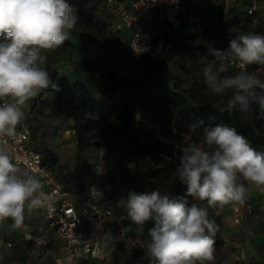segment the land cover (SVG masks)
<instances>
[{
	"label": "trees",
	"instance_id": "16d2710c",
	"mask_svg": "<svg viewBox=\"0 0 264 264\" xmlns=\"http://www.w3.org/2000/svg\"><path fill=\"white\" fill-rule=\"evenodd\" d=\"M69 2L77 10V23L71 35L78 37L80 42L74 44L68 39L55 52L47 54L45 66L50 70L59 91L51 88L43 90L33 99L32 107L38 105L47 108L44 111L46 118L65 113L71 119L69 126L74 130L77 155L90 146L102 149V178L108 186L103 190L98 185L103 193L101 200L112 207L116 222L126 226V236L129 233L136 234L138 226L129 220L124 206L117 204V199L122 195L128 196L129 192L143 194L156 189L162 194L183 195L186 185L178 181L175 168L182 149L190 141L203 143L204 127L227 124L245 136L256 151L264 152V120L255 117L246 119L237 111H227V97L210 94L202 73L187 86L170 83L161 76L162 69L173 56L183 61L191 60L199 66L203 64L197 60L206 57L209 48L227 49L229 41L240 34L252 32L264 35L263 12H258L253 20L246 8L241 14L235 6L227 7L223 0L207 3V17L199 24L188 20L189 9L181 12L175 24L163 18L158 11L154 12L152 20L146 22L148 27L155 30L151 46L138 59L142 71L128 85L136 88L131 93H119L102 99L94 94L83 77H56L57 71L53 64L65 51L79 48L82 41L90 39L93 50L89 55L72 62L74 73L86 74L99 90L122 86L118 81L121 75L117 68L131 55L127 31L111 26L104 6L105 0ZM188 5L193 6L191 3ZM206 60L218 64L211 55ZM228 68V75L238 72L229 64ZM45 92L51 94L45 96ZM134 95L138 99L139 114ZM112 115L118 117L117 123L110 119ZM30 119L37 118L33 116ZM199 121H203V124L190 133L189 126ZM100 125L105 127L102 132L98 131ZM39 126L30 127L32 145L44 155L48 154L50 160L56 161L54 153L41 142L44 131L40 132ZM130 163L135 165L134 169L127 167ZM247 195L254 197L250 192ZM189 200L190 203H198L191 197ZM209 217L215 219L220 227L215 238V248H218L224 242L225 228L217 217ZM153 226L149 222L140 231L147 243L148 229ZM25 241L27 247L19 257L23 262L34 243L32 237ZM146 253H136L131 261L123 262L114 252L113 257L105 263L150 264Z\"/></svg>",
	"mask_w": 264,
	"mask_h": 264
},
{
	"label": "clouds",
	"instance_id": "9594fccd",
	"mask_svg": "<svg viewBox=\"0 0 264 264\" xmlns=\"http://www.w3.org/2000/svg\"><path fill=\"white\" fill-rule=\"evenodd\" d=\"M77 10L69 0H0V138H14L25 117L23 107L43 90L59 91L46 64L47 54L68 41L77 23ZM199 57V53L196 54ZM211 55L217 65L208 63ZM199 57L207 91L227 97L226 110L237 111L244 118L264 120V77L239 71L229 72L228 62L241 69L264 65V35L240 34L229 41L227 49L209 48ZM230 94V95H229ZM203 124L189 126L190 133ZM134 169V164H128ZM18 171L5 147L0 146V223L11 220L12 228L24 225L25 206L42 204L39 179ZM178 181L186 185L183 195L129 192L121 199L127 217L142 231L149 222L146 245L150 264H214L215 243L220 231L209 208L232 203L244 204L248 193L245 183L264 187V152L256 151L236 128L216 124L203 129V146L193 144L182 149L175 168ZM92 196L103 193L95 187ZM206 201L207 207L190 203L189 198Z\"/></svg>",
	"mask_w": 264,
	"mask_h": 264
},
{
	"label": "built area",
	"instance_id": "2783aa9c",
	"mask_svg": "<svg viewBox=\"0 0 264 264\" xmlns=\"http://www.w3.org/2000/svg\"><path fill=\"white\" fill-rule=\"evenodd\" d=\"M192 0H105L109 22L114 28L127 31V42L130 57L122 61L117 68L120 75L129 72L134 61L151 46L152 35L155 30L147 26L152 20L154 12H159L167 21L175 24L180 14L185 11V3ZM220 0H205L206 3ZM225 2V0H223ZM194 5V4H193ZM246 12L256 19L258 12L264 13L255 3L246 6ZM152 21V25H153ZM239 71L253 73L261 69V65H249L241 69L236 61L228 62ZM12 102L10 98L0 100V104ZM25 113V111H24ZM0 146L5 147L18 171V178L25 179V173L39 179L42 185L39 198L40 206L26 210L30 214L40 215L49 225L37 223L33 229L24 220L22 229L32 237L36 244L48 248V232H55L62 240L59 254L54 257V264H84V261L106 262L111 259L113 252L126 239V226L116 222L113 209L101 200V196H92L90 189L95 187L102 192L95 182L82 191H73L64 186L52 170L49 155L42 153L32 145L30 128L26 121V114L17 126L14 138H0ZM232 223L238 224L243 217L258 208L263 213L264 191L255 200L247 195L244 204L232 203L226 206ZM11 222L10 224H12Z\"/></svg>",
	"mask_w": 264,
	"mask_h": 264
},
{
	"label": "rangeland",
	"instance_id": "374dc122",
	"mask_svg": "<svg viewBox=\"0 0 264 264\" xmlns=\"http://www.w3.org/2000/svg\"><path fill=\"white\" fill-rule=\"evenodd\" d=\"M184 3L185 8L189 9L188 20L190 22L199 24L205 21L208 6L206 2L194 4L193 6L188 5L187 1ZM251 3H255L259 9L264 8V0H225L227 7L233 5L241 14L244 13L246 6ZM207 62L214 65L210 60H207ZM41 66L46 68L45 64ZM204 66H198L191 60L183 61L180 57L173 56L162 69L161 76L170 83L187 86L202 73ZM47 71L51 77L50 70L47 69ZM141 71L142 64L139 60H136L133 62L129 72L119 76L118 81L127 87L128 92L134 91L136 87L132 88L129 86ZM133 100L136 103L137 113L139 114L138 99L135 95ZM32 102L33 99L28 101L23 107L26 121L29 128L32 125H40L39 131H44L41 142L56 157V163L52 165V170L56 177L64 186L73 191L85 190L92 182L100 184V187L105 190L108 184L104 183L102 178V149L97 146H90L77 155V145L73 138L69 136V132L65 130L67 125H70L66 123V114L61 113L56 117L46 118L44 116L46 108L38 105L33 108ZM33 116L37 119H30ZM110 119L115 123L118 122V117L115 115H112ZM104 129L105 127L102 125L98 127L99 132L104 131ZM186 135L188 136V134ZM193 144L203 146L201 141H190L187 146ZM238 182L245 183L248 192L254 193V195H259V193L264 191V187L249 185L242 178ZM126 197V195L119 197L117 204L123 205L120 201ZM198 203L200 206L207 207L206 201H198ZM24 215L25 222L32 224L35 217L28 212L24 213ZM209 216L217 217L225 228L224 242L221 246L215 248L216 259L214 264H264V210L261 213V210L258 208L254 209V211L243 217L242 221L238 224L231 222L223 207L209 208ZM136 231V234L129 233L116 249L115 252L120 261L129 262L134 258L136 253L147 251V241L141 236L138 228ZM27 238L22 229H13L12 224L7 220L0 223V264H53V253L35 242L27 252L26 261L23 262L19 257L20 253L27 247L25 241ZM97 264L107 263L102 262Z\"/></svg>",
	"mask_w": 264,
	"mask_h": 264
},
{
	"label": "crops",
	"instance_id": "0c3cea01",
	"mask_svg": "<svg viewBox=\"0 0 264 264\" xmlns=\"http://www.w3.org/2000/svg\"><path fill=\"white\" fill-rule=\"evenodd\" d=\"M193 4H198V3H203L205 2V0H192L191 1ZM69 39L74 43V44H78L80 42V39L76 36H73L70 34ZM93 50V43L90 39H86L84 41H82V44L79 48L76 49H69L67 51H65L53 64V67L56 68L57 74L56 77L60 76V75H66L68 77L71 78H75V77H83L86 82L88 83V85L90 86V88L92 89V91L94 92V94L102 99L108 98V97H114L119 93H127V87L126 86H117L116 88H112L110 90H99L94 82L84 73L82 74H75L72 68V62L79 60L87 55H89ZM255 74L257 75H261L262 77H264V66L261 65V69L257 70L255 72ZM55 77V79H56ZM133 92V90L129 91V93ZM51 93L50 92H45V96H49ZM47 109V108H46ZM66 123H71V119L69 117H67ZM66 131L69 132V136L73 138L74 142L75 141V134H74V130L72 128H70L69 125H67ZM250 195V194H249ZM252 195L254 196L253 198L255 200H257L260 197V193L259 195H254V193H252ZM259 196V197H258ZM225 209V212L228 215V210L226 207H223ZM33 216L35 217L30 226L31 229H33L34 227L37 226V223H41L42 225H49L47 221L43 220V218L40 215L37 214H33ZM246 216V215H245ZM244 216V217H245ZM229 217V215H228ZM11 223V222H9ZM23 231V230H22ZM24 232V231H23ZM25 233V232H24ZM25 236L29 237V235L27 233H25ZM48 248L46 249L47 251H50L53 253V264H54V257L59 254L60 250H61V246H62V240L57 237V235L55 234V232H48ZM84 264H97V263H102V262H90V261H84Z\"/></svg>",
	"mask_w": 264,
	"mask_h": 264
}]
</instances>
